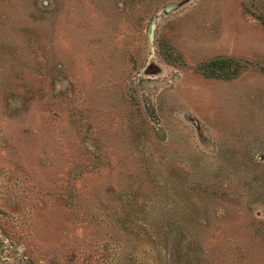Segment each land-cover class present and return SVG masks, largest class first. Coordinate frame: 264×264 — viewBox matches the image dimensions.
<instances>
[{
	"label": "rangeland",
	"instance_id": "374dc122",
	"mask_svg": "<svg viewBox=\"0 0 264 264\" xmlns=\"http://www.w3.org/2000/svg\"><path fill=\"white\" fill-rule=\"evenodd\" d=\"M0 264H264V0H0Z\"/></svg>",
	"mask_w": 264,
	"mask_h": 264
},
{
	"label": "trees",
	"instance_id": "16d2710c",
	"mask_svg": "<svg viewBox=\"0 0 264 264\" xmlns=\"http://www.w3.org/2000/svg\"><path fill=\"white\" fill-rule=\"evenodd\" d=\"M232 60L229 58L211 59L203 64L204 67L222 69L227 66ZM214 71V69H212Z\"/></svg>",
	"mask_w": 264,
	"mask_h": 264
},
{
	"label": "water",
	"instance_id": "95a60500",
	"mask_svg": "<svg viewBox=\"0 0 264 264\" xmlns=\"http://www.w3.org/2000/svg\"><path fill=\"white\" fill-rule=\"evenodd\" d=\"M152 28H153V24H151V26H150V31H152Z\"/></svg>",
	"mask_w": 264,
	"mask_h": 264
}]
</instances>
